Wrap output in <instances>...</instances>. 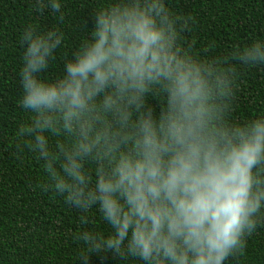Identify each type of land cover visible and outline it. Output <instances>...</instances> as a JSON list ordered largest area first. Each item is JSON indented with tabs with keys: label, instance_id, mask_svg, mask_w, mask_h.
Wrapping results in <instances>:
<instances>
[{
	"label": "clouds",
	"instance_id": "obj_1",
	"mask_svg": "<svg viewBox=\"0 0 264 264\" xmlns=\"http://www.w3.org/2000/svg\"><path fill=\"white\" fill-rule=\"evenodd\" d=\"M45 7L63 17L60 0H36ZM189 19L165 0H113L54 81L41 74L63 33H22L19 104L32 117L17 136L43 162L39 187L97 207L112 232L77 239L121 260L226 264L264 227V115L230 118L233 62L264 65V43L201 59L180 42Z\"/></svg>",
	"mask_w": 264,
	"mask_h": 264
},
{
	"label": "trees",
	"instance_id": "obj_2",
	"mask_svg": "<svg viewBox=\"0 0 264 264\" xmlns=\"http://www.w3.org/2000/svg\"><path fill=\"white\" fill-rule=\"evenodd\" d=\"M112 2L60 0L61 18L48 7L37 11L36 0H0V264H144L134 258L121 260L77 239L83 231L106 239L112 229L97 207L82 213L66 205L62 196L43 191L39 187L46 179L43 162L22 148L25 138L17 136L19 126L32 117L19 104L24 29L31 25L41 33L53 28L63 33L55 58L41 74L54 81L90 38L96 12ZM165 4L176 15L190 18L180 42L201 59L222 60L235 48L264 43V0H165ZM233 63L239 75L230 118L243 123L264 115V65ZM57 139L49 135V144L54 147ZM81 215L87 216V224H81ZM226 264H264V227L257 228L244 251Z\"/></svg>",
	"mask_w": 264,
	"mask_h": 264
}]
</instances>
